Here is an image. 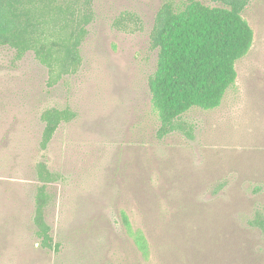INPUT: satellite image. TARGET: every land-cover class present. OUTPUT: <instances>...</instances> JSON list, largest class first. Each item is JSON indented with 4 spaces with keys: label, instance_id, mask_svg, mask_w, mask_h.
I'll return each instance as SVG.
<instances>
[{
    "label": "rangeland",
    "instance_id": "obj_1",
    "mask_svg": "<svg viewBox=\"0 0 264 264\" xmlns=\"http://www.w3.org/2000/svg\"><path fill=\"white\" fill-rule=\"evenodd\" d=\"M165 1L93 0L81 67L52 88L31 53L0 47V264H264V0L242 12L253 43L219 107L159 138L149 34ZM123 13L138 23L116 29ZM49 108L75 117L42 150ZM38 163L57 177L44 211L57 251L35 235Z\"/></svg>",
    "mask_w": 264,
    "mask_h": 264
},
{
    "label": "trees",
    "instance_id": "obj_2",
    "mask_svg": "<svg viewBox=\"0 0 264 264\" xmlns=\"http://www.w3.org/2000/svg\"><path fill=\"white\" fill-rule=\"evenodd\" d=\"M165 1L156 13L150 47L156 51V67L148 79L151 105L160 126L159 138L183 130L182 116L193 108L213 110L221 104L236 80V62L253 43V32L242 17L251 0ZM94 20L93 0H0V47L13 51L14 61L31 53L47 72L46 86L52 88L65 77L78 73L80 48L87 27ZM138 17L123 13L114 22L118 30L138 23ZM69 108H49L41 113L43 129L40 148L45 150L62 123L74 119ZM40 185L35 194L33 224L40 246L58 250L44 219L50 201L48 185L57 177L44 163L36 166ZM123 223L130 231L127 218ZM264 235V219L252 223ZM143 254L146 242L133 233Z\"/></svg>",
    "mask_w": 264,
    "mask_h": 264
}]
</instances>
